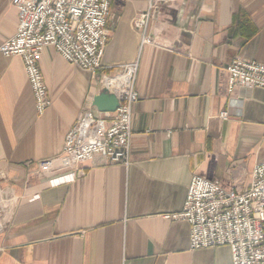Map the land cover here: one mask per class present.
<instances>
[{
  "label": "crops",
  "instance_id": "crops-1",
  "mask_svg": "<svg viewBox=\"0 0 264 264\" xmlns=\"http://www.w3.org/2000/svg\"><path fill=\"white\" fill-rule=\"evenodd\" d=\"M12 1L0 0V47L18 30ZM151 1L113 0L108 23L107 73L139 63L128 166L96 158L80 175L59 160L78 117L100 114L95 77L45 47L52 104L39 116L22 58L0 53V186L12 196L0 264H232L228 248L192 251L188 224L165 216L193 175L243 191L264 161V89L230 96L227 72L236 58L264 63V0H156L142 45L134 21Z\"/></svg>",
  "mask_w": 264,
  "mask_h": 264
},
{
  "label": "built area",
  "instance_id": "built-area-1",
  "mask_svg": "<svg viewBox=\"0 0 264 264\" xmlns=\"http://www.w3.org/2000/svg\"><path fill=\"white\" fill-rule=\"evenodd\" d=\"M113 0H13L19 14L16 34L1 47L5 57H20L35 109L42 116L51 106L47 86L38 61L45 47L53 46L60 57L96 78L102 90L117 97L113 113H82L64 140L63 166L74 167L101 158L105 162L128 166L132 142V114L138 101L135 89L138 61L118 67L110 74L104 66L109 41V18ZM157 7L152 0L146 13L134 21L141 43L150 44L148 24ZM228 92L264 89V63L236 58L227 67ZM234 99L229 105H237ZM223 119L228 113H221ZM41 170H50L55 160L41 161ZM12 196L0 186V234L2 215L11 207ZM189 226L192 251L228 248L232 264H264V161L254 166L251 183L243 191L224 190L220 181L193 175L180 212L166 215Z\"/></svg>",
  "mask_w": 264,
  "mask_h": 264
},
{
  "label": "water",
  "instance_id": "water-1",
  "mask_svg": "<svg viewBox=\"0 0 264 264\" xmlns=\"http://www.w3.org/2000/svg\"><path fill=\"white\" fill-rule=\"evenodd\" d=\"M93 106L96 107L100 113H113L118 108L119 101L116 96L103 91L96 95Z\"/></svg>",
  "mask_w": 264,
  "mask_h": 264
}]
</instances>
